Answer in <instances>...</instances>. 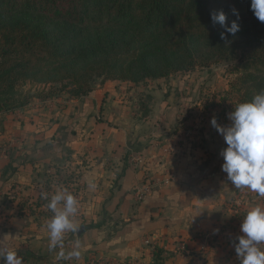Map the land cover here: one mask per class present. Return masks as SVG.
I'll use <instances>...</instances> for the list:
<instances>
[{
    "label": "crops",
    "instance_id": "crops-1",
    "mask_svg": "<svg viewBox=\"0 0 264 264\" xmlns=\"http://www.w3.org/2000/svg\"><path fill=\"white\" fill-rule=\"evenodd\" d=\"M127 83H95L81 99L59 109L44 102L22 110L20 120L0 113V247L16 250L24 264H240L238 241L221 232L240 230L246 211L264 198L252 202L257 194L234 189L221 170L227 145L210 124L215 114L200 124L175 94ZM182 129L185 154L163 152ZM135 156L142 165L130 161ZM150 181L157 185L139 200L137 189ZM62 189L78 200L74 222L81 225L65 234L63 250L78 239L81 258L58 262L46 227L53 214L41 193L50 199ZM236 199L243 212L234 219ZM179 245L187 253L176 252Z\"/></svg>",
    "mask_w": 264,
    "mask_h": 264
},
{
    "label": "trees",
    "instance_id": "trees-1",
    "mask_svg": "<svg viewBox=\"0 0 264 264\" xmlns=\"http://www.w3.org/2000/svg\"><path fill=\"white\" fill-rule=\"evenodd\" d=\"M217 10L239 24L234 36L221 39ZM211 59L235 62L240 103L264 89V22L250 0H0V113L27 104L20 83L79 98L97 80H165Z\"/></svg>",
    "mask_w": 264,
    "mask_h": 264
},
{
    "label": "clouds",
    "instance_id": "clouds-1",
    "mask_svg": "<svg viewBox=\"0 0 264 264\" xmlns=\"http://www.w3.org/2000/svg\"><path fill=\"white\" fill-rule=\"evenodd\" d=\"M250 9L260 22H264V0H250ZM233 14L239 19L235 9ZM210 18L224 28L221 39L226 38L225 33L234 36L239 31L237 21L226 23L222 10L210 13ZM228 119L231 124L227 127L219 125L215 117L210 120L227 145L219 153L224 161L221 170L234 189L249 190L258 197H264V89L250 101L237 104ZM41 196L48 200L47 208L53 214L46 225L49 251L60 249L56 256L58 262L73 258L79 260L81 245L78 239L71 251L66 253L63 250L65 234H77L81 227L74 222L78 200L66 189L56 191L50 199L47 193L42 192ZM240 233L236 238L238 242L234 244L240 264H264V205L249 207L241 221ZM0 260L3 264H24L23 257L11 248L0 247Z\"/></svg>",
    "mask_w": 264,
    "mask_h": 264
},
{
    "label": "rangeland",
    "instance_id": "rangeland-1",
    "mask_svg": "<svg viewBox=\"0 0 264 264\" xmlns=\"http://www.w3.org/2000/svg\"><path fill=\"white\" fill-rule=\"evenodd\" d=\"M234 64L235 62L233 61L211 59L206 63L198 64V66H196L191 71L172 74L167 79L160 80L159 83L155 81H145L139 84L142 89L144 84L150 85L151 83L150 86L154 87L155 89L165 90L168 95L171 93L175 94L174 98L176 96L178 98H182V107L185 113L192 111V113L188 115L192 116L190 117L191 120H196L197 118L200 124H203V121L206 119L207 115L213 112L215 114V119L222 123L228 120L229 113L235 109L237 104L241 102L239 97L240 95L236 94V92H234L232 89V86L236 85L238 79L237 73H235L232 69ZM95 83L97 84L101 82L100 80H97ZM182 84L186 85V89L182 88L181 90H176L178 86ZM49 88L50 87L48 86L39 85L29 81L20 83V85L17 87L18 96H20L21 99H25L27 104L20 109L9 112H1V114L9 113L12 114L14 118L20 120L24 117V114L22 113V110L24 109L34 110L35 107H39L44 102L48 101L54 102L53 104L48 105H53L55 109H59L60 106H64L65 102L70 99L75 100L85 97H71L66 91L58 92V89H53L55 90L53 92L54 94L48 96L47 94L51 90ZM94 89L95 88L93 87L92 91ZM194 89H196L199 93L194 95L192 92ZM188 90H190V92H188ZM195 108H197V111L194 112ZM181 115L185 116L184 112H182ZM198 130L200 132V129L197 128V131ZM172 133L173 132H170L169 135ZM186 134L187 133H185V130L183 129L181 131L177 130L174 134L176 136L174 140H176L171 142L170 145L168 143L165 151L163 152L166 154H173L176 157H182L186 151V144L183 141V138L186 137ZM80 165L83 167L86 165V161L83 163L81 162L79 166ZM165 175L170 176V172H166ZM171 177L172 175L169 178V182L171 181ZM234 222L235 221L233 220V225L236 226V223ZM224 230L226 229L224 228ZM234 230L235 229H233V231ZM224 238L227 237L224 236ZM229 240L237 241L236 238Z\"/></svg>",
    "mask_w": 264,
    "mask_h": 264
},
{
    "label": "built area",
    "instance_id": "built-area-1",
    "mask_svg": "<svg viewBox=\"0 0 264 264\" xmlns=\"http://www.w3.org/2000/svg\"><path fill=\"white\" fill-rule=\"evenodd\" d=\"M130 161L137 165V166H140L142 165L143 163V158L140 157V156H135V157H131ZM171 176V174H170ZM170 176H167L163 181L165 183H168L169 182V178ZM157 185V182L156 181H150L146 184H144L140 189H137V192H136V196L137 198L140 200L146 193H148L154 186ZM77 186H79L77 184ZM73 188V186H72ZM76 188H73V191H75ZM250 200L252 202H257L259 199H262L264 197H258L253 195L250 196ZM243 203L240 201V199H236L234 200L232 203H231V208H230V212L231 214L234 216V218H238L239 216H241L242 212H243ZM225 237L229 238V239H235L237 238L239 235H241L240 233V230H223V232H221ZM176 252H182V253H187V250L186 248L183 246V245H179L176 249Z\"/></svg>",
    "mask_w": 264,
    "mask_h": 264
}]
</instances>
